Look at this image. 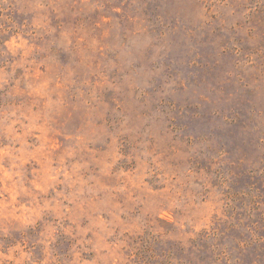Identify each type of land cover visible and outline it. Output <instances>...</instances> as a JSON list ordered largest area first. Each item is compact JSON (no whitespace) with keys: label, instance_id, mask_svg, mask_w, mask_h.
<instances>
[{"label":"rangeland","instance_id":"374dc122","mask_svg":"<svg viewBox=\"0 0 264 264\" xmlns=\"http://www.w3.org/2000/svg\"><path fill=\"white\" fill-rule=\"evenodd\" d=\"M0 264H264V0H0Z\"/></svg>","mask_w":264,"mask_h":264}]
</instances>
